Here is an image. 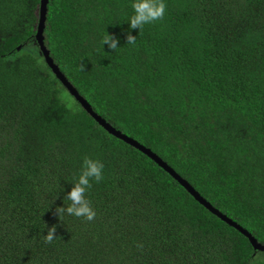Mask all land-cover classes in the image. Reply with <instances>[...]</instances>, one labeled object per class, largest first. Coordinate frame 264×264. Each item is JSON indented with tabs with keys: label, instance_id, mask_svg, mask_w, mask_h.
<instances>
[{
	"label": "trees",
	"instance_id": "obj_1",
	"mask_svg": "<svg viewBox=\"0 0 264 264\" xmlns=\"http://www.w3.org/2000/svg\"><path fill=\"white\" fill-rule=\"evenodd\" d=\"M166 5L126 44L131 0H48L44 45L96 114L264 246V0ZM40 6L0 0V264H264L71 95L36 41ZM85 156L104 164L87 193L97 215L60 221Z\"/></svg>",
	"mask_w": 264,
	"mask_h": 264
},
{
	"label": "clouds",
	"instance_id": "obj_2",
	"mask_svg": "<svg viewBox=\"0 0 264 264\" xmlns=\"http://www.w3.org/2000/svg\"><path fill=\"white\" fill-rule=\"evenodd\" d=\"M132 14L127 18L128 31L126 33V44H134L137 35L132 34V29H138V34L144 25L163 18L166 14V0H131ZM107 44L111 50H116L122 45L120 37L107 34L102 39V46ZM83 67V66H82ZM104 177V164L89 156H85L78 177L71 182V187L66 191L63 197L62 205L56 208L58 218L67 214L69 216L82 217L91 221L96 215V209L93 207L87 193L92 185V181H100ZM61 191H64L61 188ZM65 201L69 203H65ZM56 225L47 227V233L42 234L46 242L53 241L57 236ZM258 256H264V252L258 253ZM253 264L255 262L253 261Z\"/></svg>",
	"mask_w": 264,
	"mask_h": 264
},
{
	"label": "water",
	"instance_id": "obj_3",
	"mask_svg": "<svg viewBox=\"0 0 264 264\" xmlns=\"http://www.w3.org/2000/svg\"><path fill=\"white\" fill-rule=\"evenodd\" d=\"M47 3L48 0H41V6H40V18H39V24L37 28L36 33V41L40 47V50L49 65V67L52 69L56 77L62 82V84L66 87V89L73 95L77 101L98 121L100 125H102L106 130H108L110 133L116 135L117 137L123 139L130 145L134 146L135 148L139 149L143 153H145L147 156H149L151 159H153L156 163H158L163 169H165L168 173H170L183 187H185L201 204H203L205 207H207L211 212H213L215 215L220 217L222 220L226 221L228 224L234 226L236 229H238L241 233H243L245 236L249 238L252 245L255 249L264 251V246L259 244L250 233H248L245 229H243L241 226L227 218L225 215L220 213L218 210L213 208V206L208 203L204 198L200 196L199 193H197L184 179H182L172 168H170L165 162H163L156 154H154L150 149L144 147L134 139L127 137L126 135L122 134L121 132L114 129L109 123H107L104 119H102L98 114H96L88 102L81 97L76 89L68 82V80L65 78V76L62 74V72L59 70L58 66L53 63V60L51 59L49 55V51L46 49L44 45V36L43 31L45 27V16L47 11Z\"/></svg>",
	"mask_w": 264,
	"mask_h": 264
},
{
	"label": "rangeland",
	"instance_id": "obj_4",
	"mask_svg": "<svg viewBox=\"0 0 264 264\" xmlns=\"http://www.w3.org/2000/svg\"><path fill=\"white\" fill-rule=\"evenodd\" d=\"M65 95H67V93L65 92Z\"/></svg>",
	"mask_w": 264,
	"mask_h": 264
}]
</instances>
